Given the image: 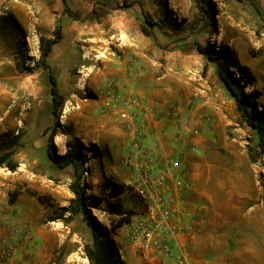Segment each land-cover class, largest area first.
Instances as JSON below:
<instances>
[{
  "label": "rangeland",
  "instance_id": "1",
  "mask_svg": "<svg viewBox=\"0 0 264 264\" xmlns=\"http://www.w3.org/2000/svg\"><path fill=\"white\" fill-rule=\"evenodd\" d=\"M63 1L70 5L72 11L66 20ZM99 2L101 0H0L2 53L17 64V71L22 75L18 76L15 70L4 69V74L9 73L15 83L11 81L3 88L9 95L3 108L0 105V158L12 154L11 159L0 168V253L13 246L18 261L29 264H91L86 248L91 247L96 253L99 251L93 230L83 213L72 211L75 195L70 186L79 179L82 187L87 183L86 201L92 206L93 216L98 223L110 233V239L124 264H135L137 256L144 261L161 264L140 243L130 241L126 225L117 233L111 232V222L117 223L120 217L101 211L106 209L105 199L109 196V192H103L101 188L105 177L121 184L126 177L124 164L129 153L130 132L123 124L116 130L103 132L101 119L105 112L98 100V91H94V77L101 62L98 56L102 58L111 49L127 46L128 40L120 32L114 36L104 33L96 22L89 21V12ZM168 2L170 11L167 16L159 0H152L153 12L145 14L143 11V25L137 23L136 28L130 27L131 44L137 40L135 33L141 34L145 28L154 29L157 38L161 36L158 39L162 49L167 38L185 37L187 55L193 53L201 59L203 74L207 75L211 70L220 80L218 65L201 54L197 46L224 49L222 62L225 68L230 67L235 77L244 76L247 86L245 93L262 112L264 0H205V10L201 0ZM42 38L60 40L47 61L52 72L42 65ZM85 53L88 56L83 62ZM84 64L96 67H91L92 71H89L82 68ZM160 64L163 65V72V59H160ZM184 72L190 74L187 69L181 73ZM50 73L58 82L59 93L65 98L57 116L53 114ZM22 82L24 85H21ZM37 82L41 84V90ZM234 101L242 129L241 137H236L235 133L227 135L230 141L234 140V152L218 143L203 155L195 148L192 151L191 145L188 150L199 163L213 160L230 162L234 159L240 161L247 172L245 163L249 164L250 171L260 182L258 187L263 189L254 194L247 207L259 204L260 213L251 210L245 215L221 216L222 220L218 216V222L224 229L236 225L235 229L246 226L253 230L264 225V155L258 147L260 139L257 132L242 122ZM156 102L160 104L159 107L155 106ZM144 108L145 111L135 113L140 116L150 112L160 119L165 115L159 101ZM67 109L69 112L65 114ZM52 134L58 155L63 156L69 150L74 152L71 166L62 169L50 159L47 148ZM8 162L16 166L14 170L10 169ZM184 165L190 174L188 164ZM230 168L227 167L228 172L221 175L241 174L239 169ZM238 191L243 193L242 189ZM33 194L43 196L46 203L42 204ZM64 209L70 211L65 212ZM127 209H131L130 205H127ZM139 211L140 206L135 209L136 215L132 221ZM212 217L216 221V216ZM212 224H209V229L213 231ZM26 231L31 232L32 240L26 239ZM34 244L37 246L32 256L30 245ZM234 246L231 241L229 248Z\"/></svg>",
  "mask_w": 264,
  "mask_h": 264
},
{
  "label": "crops",
  "instance_id": "2",
  "mask_svg": "<svg viewBox=\"0 0 264 264\" xmlns=\"http://www.w3.org/2000/svg\"><path fill=\"white\" fill-rule=\"evenodd\" d=\"M63 2L66 20L72 11L70 5L66 1ZM91 11L88 15L89 21L96 22L104 33L114 36L120 32L128 40L127 46L111 49L108 54L104 53L102 58L98 56V61L101 62H97L99 67L94 77L96 80L94 91H98L97 96L101 106L106 108L112 101L108 95L100 94L107 88L112 89L113 95L128 99L138 98L146 107L151 106L154 101H159L165 115L160 119L146 112L138 116V123L148 125L149 142L153 139L159 141L161 158L180 156L190 169L189 174L185 167L186 179L192 183L193 189L187 194L186 201L188 210L195 214L197 226L190 243L188 264H264L262 248L264 225H259V228L253 230L246 226L235 229L236 225L224 229L218 222V216L222 220L221 216L245 215L251 210L256 214L260 213L259 204L247 207L254 194L263 189L258 187L260 182L250 171L249 164L245 163L248 173L243 169V164L234 159L231 160L235 163L231 160L199 163V160H195L188 150L191 145L192 151L195 148L203 155L218 143L219 146L222 144L234 152V140L230 141L227 135L235 133L236 137H241L242 131L239 127L234 98L228 94L216 73L209 70L207 75L203 74V63L200 58L193 53L187 55L185 37L171 40L167 38L162 49L163 46L158 39H161V36L157 38L154 29L145 28L141 34L135 33L134 38L136 37L137 40L131 44L130 27L136 28L137 23L143 25L141 23L145 22V14L153 12L152 0H140V2L101 0ZM84 55L83 62L86 61L85 57L88 54ZM160 59L164 60L163 72ZM82 66L89 71H92L91 67H96L95 65L87 67L89 65L85 64ZM4 69L15 70L18 76H22L17 71V64L10 61L8 55L2 53L0 46L2 108L9 95L3 88L13 81L9 73L4 74ZM183 69L189 70L190 74L181 73ZM13 82L15 83V79ZM21 85H24V82ZM40 86L41 84L39 90H41ZM176 112L186 121L185 125L180 123L178 116H175ZM101 120L103 132L116 130L122 126L115 111H106ZM231 166L239 169L241 174L221 175L223 172H228ZM238 189H242L243 193L237 192ZM212 216H216V221H213ZM211 222H213V231L209 229ZM231 241L235 246L230 249ZM134 262L154 264L153 261L150 263L138 256L135 257Z\"/></svg>",
  "mask_w": 264,
  "mask_h": 264
},
{
  "label": "built area",
  "instance_id": "3",
  "mask_svg": "<svg viewBox=\"0 0 264 264\" xmlns=\"http://www.w3.org/2000/svg\"><path fill=\"white\" fill-rule=\"evenodd\" d=\"M111 91L107 88L101 93L112 100L103 108L104 112H117L130 132L129 153L124 164L126 177L122 184L131 188L142 201L139 215L127 225L129 239L140 243L161 264H188L190 243L197 224L186 201L193 185L186 179L184 160L180 156L161 158L159 141L149 142V129L137 122L135 111H145L143 102L138 98L113 95ZM159 105L155 103L156 107ZM175 116L182 125L186 124L178 112ZM26 233V239L32 240L31 232ZM30 246V254L34 256L37 245ZM15 256V248L10 246L0 253V264H29L18 261Z\"/></svg>",
  "mask_w": 264,
  "mask_h": 264
},
{
  "label": "trees",
  "instance_id": "4",
  "mask_svg": "<svg viewBox=\"0 0 264 264\" xmlns=\"http://www.w3.org/2000/svg\"><path fill=\"white\" fill-rule=\"evenodd\" d=\"M159 2L168 16L170 11L168 0H159ZM201 2L203 3V9L205 10V0H201ZM67 12L70 13L69 10H67ZM59 42V38H55L53 40H45L44 38L41 39V53L43 58L42 65L50 72L52 71L47 64V61L51 55L53 47ZM197 47L201 54L206 55L210 61H213L218 65L219 76L226 85L232 97L236 100L237 110L241 114L242 122L257 132L260 139L258 147L261 153L264 155V110L260 112L253 99L249 98L245 93L247 86L244 76L235 77L232 74L230 67H228V69L225 68L222 62V60L225 58H222L225 55L224 49H206L200 45ZM50 81L52 84L51 93L53 97V114L57 116L58 112L65 103V98L59 93L58 82L52 73H50ZM47 149L50 159L58 167L64 169L73 164L72 158L74 152L69 150L63 156L58 155L55 146V136L53 134L49 136ZM11 157V153L2 156V158H0V168L5 164V162L9 161ZM8 165L11 170H14L16 167L11 162H8ZM101 188L103 192L108 191L109 196L105 199L106 209L99 210L106 214L120 217V220L117 223L111 222L110 231L117 233L121 228H123V226H127L131 223L132 218L136 215L135 209L138 208V206L141 207L142 201L131 188L115 180H112L111 178L105 177ZM70 190L75 195V200L73 202L74 208L72 211L76 214H84L88 226L93 230L95 245L99 247V251L97 253L94 252L91 247L86 248L85 252L90 263L124 264L119 251L116 250L113 242L110 239V233L98 223L96 218L93 216L92 206H90L86 201L85 191L88 190L87 183L85 184V187H82L81 181L77 179L73 184H71ZM33 195L38 197L42 204L46 203L43 196H39L38 194ZM127 205H130V210L127 209ZM64 211L69 212L70 210L64 209Z\"/></svg>",
  "mask_w": 264,
  "mask_h": 264
},
{
  "label": "bare ground",
  "instance_id": "5",
  "mask_svg": "<svg viewBox=\"0 0 264 264\" xmlns=\"http://www.w3.org/2000/svg\"><path fill=\"white\" fill-rule=\"evenodd\" d=\"M126 41V40H125ZM96 51V50H95ZM96 70V69H95ZM133 71V70H132ZM130 78V77H129ZM102 79V78H101ZM86 81V80H85ZM69 111H68V109L66 110V112H65V114H67Z\"/></svg>",
  "mask_w": 264,
  "mask_h": 264
}]
</instances>
